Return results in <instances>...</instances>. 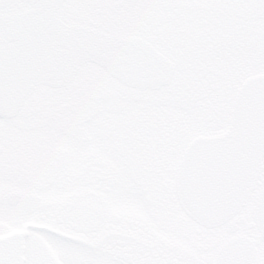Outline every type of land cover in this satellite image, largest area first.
<instances>
[{"label": "rangeland", "instance_id": "374dc122", "mask_svg": "<svg viewBox=\"0 0 264 264\" xmlns=\"http://www.w3.org/2000/svg\"><path fill=\"white\" fill-rule=\"evenodd\" d=\"M118 2L124 0H68L59 14L70 24L100 25L117 34L148 38L177 62L174 84L159 90L140 91L123 86L97 64L86 63L65 88L39 86L18 116L0 119V134L6 130L10 138L7 148L10 163L1 169L0 192L32 189L37 182V189L45 199H58L62 193L75 192V178L87 166L95 169L101 165V174L107 178L105 197L113 207L145 209L136 180L141 166L159 167L155 163L160 159L165 171L162 180L174 186L187 144L200 134H219L227 129L241 83L251 75L264 73V0H140L132 10L123 7L119 12L114 8ZM28 8L30 5L23 3L13 11ZM180 84L186 87L181 94L176 87ZM172 89L184 95V102L168 94ZM186 95L193 97L186 100ZM58 99H66V112L71 118L51 114ZM170 113L180 118L181 130L175 137L163 138L162 148H126L127 124L134 117L144 129L161 115ZM145 114L149 115V121L139 120ZM113 122L119 123L115 127L117 137ZM148 133L156 140L151 127ZM115 138L119 148L111 146ZM139 162L143 164L137 165ZM23 178L30 183L22 184ZM263 186L264 167L243 213L251 215L254 197ZM169 203V208L173 203L174 208L181 209L186 233L198 228L207 231L178 202L171 199ZM20 213L16 206L0 203V235L22 230L30 223L46 226L50 232L29 228V240L35 236L37 246L36 255L28 251L26 264H52L50 227L57 228L58 232H65V228L37 215L23 217ZM216 231L222 240L232 235L225 226ZM254 233L259 261L264 264V239L258 232ZM188 240L185 238L186 243ZM28 243L30 249L34 247V243ZM57 243L60 250L56 260L64 264V239ZM215 249L211 251L213 259Z\"/></svg>", "mask_w": 264, "mask_h": 264}, {"label": "water", "instance_id": "95a60500", "mask_svg": "<svg viewBox=\"0 0 264 264\" xmlns=\"http://www.w3.org/2000/svg\"><path fill=\"white\" fill-rule=\"evenodd\" d=\"M68 0H0V117L13 118L40 85L67 86L86 63L106 69L121 84L139 90L168 85L176 63L141 36L111 33L86 24H69L60 15ZM140 0L114 5L132 10ZM23 3L30 8L14 12ZM264 160V73L248 77L239 87L228 129L198 136L180 160L176 192L186 213L206 228L237 220L253 196ZM20 192L8 195L17 204ZM38 197L24 195L26 212L37 209ZM249 233L264 239V186L257 192L252 221L239 216ZM250 234H239L220 245L212 264H260ZM26 231L0 235V264H23Z\"/></svg>", "mask_w": 264, "mask_h": 264}, {"label": "flooded vegetation", "instance_id": "af4514ba", "mask_svg": "<svg viewBox=\"0 0 264 264\" xmlns=\"http://www.w3.org/2000/svg\"><path fill=\"white\" fill-rule=\"evenodd\" d=\"M94 26L102 28L100 25ZM103 28L107 29L106 27ZM177 66L176 62V70ZM175 73L170 84L164 86L165 88L174 84ZM176 87L180 89V94L186 89L181 84ZM168 94L175 95V97H179L180 102H184L182 98L184 95H178L174 89L169 91ZM31 96L24 102L22 109ZM189 97L192 98L193 96L186 95V100ZM58 100L53 104L51 114L57 117L71 118V115L66 112L68 108L66 99ZM61 110L62 113H60ZM40 114L46 115L44 113ZM149 118V115L145 114V116H140L139 120L149 121ZM132 120V123L127 124L126 148H162L163 138L175 137L181 130L180 118L176 113L161 115L154 123L144 129L136 122L137 118L134 117ZM112 126L114 127V136L117 137L116 135H119V133L115 130V127L117 129L119 123L113 122ZM150 127L156 133V140H152V134H146ZM154 128H158V133ZM9 139L6 130L0 134V172L10 163L7 151ZM109 142L108 140L107 144H110ZM112 142V148L120 147L118 139L115 138ZM103 148H107V145ZM146 157L144 154V158ZM158 163L159 167H152V169L141 166L140 176L136 180L137 185L141 188V201L145 202L146 208L139 209V211L116 209L110 199H106L104 180L107 178L101 174V165L96 166L95 169H89L87 166L86 170L75 178V185L77 186L75 192L62 193L58 199H45L39 193L38 183L36 182L32 189L13 190L20 192L19 201L15 205L10 204L8 201V195L12 191L8 193L0 192V203L16 206L23 217L37 215L40 219L57 222L65 228V232H58L57 228L50 227L53 234L52 252L50 254L52 264H58L56 256L60 250L57 243L59 239H64V264H212L216 259L219 246L227 239L239 234H250L246 223L238 220L240 215L247 220L250 219L249 214L247 212L243 213V211L234 218V220H237L238 225L236 233L232 234L228 229V225H224L226 231L232 235L223 238V240L220 232H217L216 229L203 231L198 228L197 231L193 229L186 233L184 215L179 213L181 209L174 208L173 203H171L172 207H168L171 199L176 204L178 202L175 187L168 186L167 182L162 180L165 171L160 159L155 164ZM142 164V162H139L137 165ZM154 169L156 170L153 172ZM22 181V184L30 183L27 178H23ZM67 182L71 184V181L67 180ZM106 190H109V188H106ZM24 195H34L39 198L36 210L30 213L26 212L29 205L22 204ZM29 228L48 231L46 226L34 223H30L28 227L19 230L27 233L23 264H26L28 260V251L36 255L37 243L34 239L35 236L32 240H29ZM251 236L256 241L254 231L251 232ZM185 238L189 239L187 243ZM28 241L34 243L33 248H29ZM213 249H215L214 259L211 252ZM60 263L63 264L61 261Z\"/></svg>", "mask_w": 264, "mask_h": 264}, {"label": "bare ground", "instance_id": "6f19581e", "mask_svg": "<svg viewBox=\"0 0 264 264\" xmlns=\"http://www.w3.org/2000/svg\"><path fill=\"white\" fill-rule=\"evenodd\" d=\"M109 73V72H108ZM110 74V73H109ZM114 78V77H113Z\"/></svg>", "mask_w": 264, "mask_h": 264}]
</instances>
